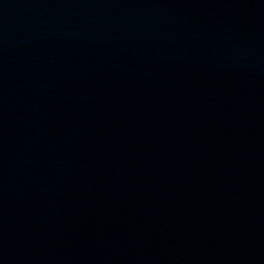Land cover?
I'll list each match as a JSON object with an SVG mask.
<instances>
[{
    "label": "water",
    "instance_id": "water-1",
    "mask_svg": "<svg viewBox=\"0 0 264 264\" xmlns=\"http://www.w3.org/2000/svg\"><path fill=\"white\" fill-rule=\"evenodd\" d=\"M0 264H264V0H0Z\"/></svg>",
    "mask_w": 264,
    "mask_h": 264
}]
</instances>
